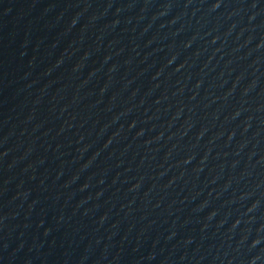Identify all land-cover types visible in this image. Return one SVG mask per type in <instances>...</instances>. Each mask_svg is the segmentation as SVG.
Segmentation results:
<instances>
[{
    "label": "water",
    "instance_id": "obj_1",
    "mask_svg": "<svg viewBox=\"0 0 264 264\" xmlns=\"http://www.w3.org/2000/svg\"><path fill=\"white\" fill-rule=\"evenodd\" d=\"M0 264H264V0H0Z\"/></svg>",
    "mask_w": 264,
    "mask_h": 264
}]
</instances>
